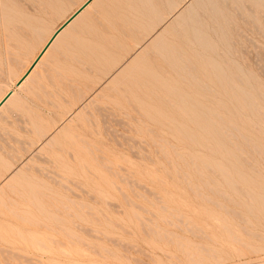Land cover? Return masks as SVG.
Returning <instances> with one entry per match:
<instances>
[{"label":"rangeland","instance_id":"obj_1","mask_svg":"<svg viewBox=\"0 0 264 264\" xmlns=\"http://www.w3.org/2000/svg\"><path fill=\"white\" fill-rule=\"evenodd\" d=\"M25 1L0 2V98L85 0ZM197 1L105 0L1 108L0 264H264V0Z\"/></svg>","mask_w":264,"mask_h":264},{"label":"bare ground","instance_id":"obj_2","mask_svg":"<svg viewBox=\"0 0 264 264\" xmlns=\"http://www.w3.org/2000/svg\"><path fill=\"white\" fill-rule=\"evenodd\" d=\"M2 1H3V0H2ZM4 1H5V0H4ZM8 1L10 2V0H8ZM27 1H28V0H27ZM27 1H25V3H26ZM36 1H37V0H36ZM39 1H40V0H39ZM86 1H87V0H85L81 5H83ZM104 1H105V0H91V1H90V2H89V3H88V4H87V5H86V6H85V7H84V8H83V9H82V10H81L76 16H75V17H73V18H72V19H71V20H70V21H69V22H68V23H67V24H66V25L60 30V31H58V32L56 33L57 29L59 28V27H57V28H56V29H55V30H54V31L48 36L47 40H46V41H43L44 44L42 43L43 46H42L41 50H40L39 53L33 58V61L29 64V66L26 68V70L22 73V75L19 77L18 81H16V83L14 84V87L9 88V89L5 92V94H2L3 96H1V98H0V110H1V108H4V106H6L7 104H8V106H9L10 101L12 100L13 95H14L15 92H16V89L24 88V87L26 86V84L29 85V82H30L31 80L33 81V79H34V77H35V74L39 72V68H40V67H44V65H47L46 62H47L48 58L51 57V56H49V54H51V53L54 54V53L51 52V51H53V50L56 51V49L58 50V48H60V45H61L62 43L65 42V39L67 38V36H69V35L71 34L72 31L77 30V27H79V25H81V24L83 23V19H84L86 16L92 14V12H94L95 10L97 11L98 8H99V7L97 8V6H98V5H101ZM191 1H192V0H191ZM199 1H200V2H199ZM206 1H207V0H206ZM221 1H222V0H221ZM229 1H230V0H229ZM239 1H240V0H239ZM0 2H1V0H0ZM19 2H20V0H19ZM28 2H29V1H28ZM48 2H49V0H48ZM55 2H56V1H55ZM55 2H54V3H55ZM70 2H71V1H70ZM73 2H74V1H73ZM197 2L202 3L201 0H198ZM230 2H231V1H230ZM232 2H233V1H232ZM35 3H36V2H35ZM37 3H38V2H37ZM40 3H41V2H40ZM40 3H39V4H40ZM57 3H58V2H57ZM57 3H56V4H57ZM107 3L110 4V2H107ZM138 3H139V2H138ZM148 3H149V2H148ZM188 3H189V2H188ZM188 3H187V7H185V9L182 8V9H180L179 11L177 10V16H178V18H177V16H176L177 19L186 17V21H188V20H187V17H189V18H193V16H194L195 13H196V12L194 13L195 6L192 5V4H188ZM199 3H198V4H199ZM221 3H222V2H221ZM227 3H228V2H227ZM0 4H1V3H0ZM26 4H27V3H26ZM32 4H33V3H32ZM42 4H43V3H42ZM45 4H46V2H45ZM194 4H195V2H194ZM198 4H197V5H198ZM228 4H229V3H228ZM7 5H8V4H7ZM9 5H10V4H9ZM81 5H80V6H81ZM128 5H129V4H128ZM185 5H186V4H185ZM214 5H215V4H214ZM1 6H3V5H1ZM1 6H0V7H1ZM5 6H6V5H5ZM5 6H3V7H5ZM28 6H29V5H28ZM34 6H36V5H34ZM37 6H38V5H37ZM37 6H36V7H37ZM39 6H40V5H39ZM39 6H38V7H39ZM45 6L49 7L48 4L45 5ZM56 6H57V5H56ZM80 6H79V7H80ZM104 6H105V5H103L102 8L105 9ZM200 6L202 7L203 5H200ZM211 6H212V4H211ZM215 6H216V5H215ZM221 6H222V5H220V8H221ZM225 6H226V5H225ZM228 6H229V5H228ZM233 6H234V5H233ZM9 7H12V6H9ZM36 7H35V8H36ZM43 7H44V6H43ZM59 7H60V6H59ZM79 7H78V8H79ZM201 7H199V8H201ZM222 7H224V6H222ZM234 7H235V6H234ZM248 7H249V6H248ZM7 8H8V7H7ZM12 8H13V7H12ZM14 8H15V7H14ZM18 8H19V7H18ZM18 8H17V9L15 8L14 11H15V10L18 11ZM49 8H50V7H49ZM54 8H55V7H54ZM57 8H58V6H57ZM78 8H77V9H78ZM96 8H97V9H96ZM102 8H101V9H102ZM132 8H134V4H133ZM135 8H136V7H135ZM196 8H198V7H196ZM202 8H204V7H202ZM225 8H226V7H225ZM235 8H236V7H235ZM51 9H52V7H51ZM51 9H50V10H51ZM77 9H76V10H77ZM237 9H238V8H237ZM3 10L6 11L5 13H7V11H8V9H7V10L3 9ZM19 10L23 11V9H19ZM40 10H41V8H40ZM40 10H39V11H40ZM76 10H75V11H76ZM132 10H133V9H132ZM205 10H206V9H205ZM208 10H209V9H208ZM211 10H212V9H211ZM211 10H210V11H206V12H207L206 15H204V13H203V15H202L201 13H199V14H201L202 16H208L207 14H208V12H211ZM223 10H224V9H223ZM9 11H10V10H9ZM25 11H26V10H25ZM41 11H42V10H41ZM43 11H44L43 13H46L45 8H44ZM75 11H74V12H75ZM136 11H137V9H136ZM146 11H147V9H146ZM174 11H175V9H174ZM197 11H198V12H202L201 10H200V11L197 10ZM217 11H218V10H217ZM237 11H238V10H237ZM0 12H1V11H0ZM10 12H11V11H10ZM26 12H27V11H26ZM37 12H38V10L36 11V13H37ZM59 12H60V11H59ZM74 12H73V13H74ZM100 12H101V11H100ZM100 12H99V14H100ZM129 12H131V10H130ZM134 12H135V11H134ZM148 12H149V10H148ZM150 12H151V11H150ZM158 12H159V11H158ZM220 12H221V10H220ZM5 13H4V12L2 13V17L4 16ZM8 13H9V12H8ZM13 13H15V15H18V14H16L17 12H13ZM27 13H28V12H27ZM38 13H39V12H38ZM38 13H37V14H38ZM41 13H42V12H40V14H41ZM73 13H71V14H70V15L64 20V22H65V21H66V20H67V19H68ZM97 13H98V11H97ZM146 13H147V12H146ZM175 13H176V12H175ZM211 13H212V15H215L214 11L211 12ZM213 13H214V14H213ZM221 13H222V12H221ZM9 14H10V13H9ZM9 14H8V15H9ZM93 14H94V13H93ZM99 14H98V15H99ZM136 14H137V12H136ZM151 14H152V13H151ZM160 14L162 15V13H160ZM239 14L241 15L240 12H239ZM13 15H14V14H13ZM13 15H11V16H13ZM94 15H95V14H94ZM94 15H93V16H94ZM130 15H131V14H130ZM157 15H158V13H157ZM175 15H176V14H175ZM201 15H200V16H201ZM217 15H218V14H217ZM217 15H216V16H217ZM225 15H226V14H225ZM0 16H1V15H0ZM6 16H7V14H6ZM36 16H37V15H36ZM202 16H201V17H202ZM210 16H211V15H209L208 17H210ZM2 17H1V19H2ZM13 17H14V16H13ZM90 17H92V16H90ZM155 17H156V16H155ZM158 17H159V16H158ZM163 17H165V16H163ZM163 17H162V18H163ZM208 17H206V18H208ZM3 18H4V17H3ZM7 18H8V17H5L4 20H7ZM9 18H10V17H9ZM14 18H16V16H15ZM159 18H160V17H159ZM159 18H158V19H159ZM189 18H188V19H189ZM194 18H195V17H194ZM196 18H199V15H198V17L196 16ZM196 18H195V19H196ZM204 18H205V17H204ZM210 18H211V17H210ZM227 18H228V15H227ZM92 19H93V18H92ZM95 19H96V16H95ZM160 19H161V18H160ZM195 19H194V27H195L196 25H199V24H196V23H195L196 20H197V19H196V20H195ZM212 19H213V18H212ZM2 20H3V19H2ZM10 20L12 21L13 19L10 18ZM161 20H163V19H161ZM165 20H166V19H165ZM172 20H173V17H172ZM180 20H181V19H180ZM191 20H193V19H191ZM191 20H190V21H191ZM218 20H220V18H218ZM7 21H9V19H8ZM14 21H15V20H13V22H14ZM170 21H171V20H170ZM174 21H175V20H174ZM174 21H172V22H174ZM177 21H179V20H177ZM197 21L200 22V21H202V20H197ZM204 21H205V20H204ZM206 21L208 22L209 20L207 19ZM206 21H205L204 23H206ZM222 21H223V19L221 20V22H222ZM13 22H12V23H13ZM24 22H26V20H25ZM28 22H29V21H28ZM36 22H37V21H36ZM39 22H40V21H39ZM39 22H38V23H39ZM64 22H63V23H64ZM157 22H158V20H157ZM159 22H160V20H159ZM159 22H158V23H159ZM163 22H165V21L163 20ZM175 22H176V21H175ZM175 22H174V23H175ZM179 22H180V24L182 23L181 21H179ZM191 22H193V21H191ZM191 22H190V23H191ZM218 22H219V21H218ZM221 22H220V23H221ZM226 22L228 23V21H226ZM1 23H3V22H1ZM5 23H6V22H5ZM20 23H21V22H20ZM63 23H62V24H63ZM99 23H100V22H99ZM165 23H166V22H165ZM165 23H164V24H165ZM169 23H170V22H169ZM169 23H168V25H165V26H169ZM183 23H185V21H184ZM183 23H182V24H183ZM188 23H189V22H188ZM188 23H187V24H188ZM190 23H189L188 25H190ZM201 23L203 24V22H201ZM201 23H200V24H201ZM212 23L214 24L213 21H212ZM222 23H223V22H222ZM224 23H225V21H224ZM224 23H223V25H224ZM6 24H7V23H6ZM18 24H19V23L17 22V25H18ZM159 24H160V23H159ZM166 24H167V23H166ZM170 24H172V23H170ZM182 24H181V26H182ZM209 24H210V22H209ZM209 24H208V25H209ZM229 24H230V23H229ZM8 25H9V23H8ZM10 25H11V23H10ZM10 25H9V28H10L11 26H13L14 23H13V25H11V26H10ZM22 25H23V24H22ZM22 25H21V26H22ZM177 25H179V24H177ZM188 25H187V26H188ZM214 25H215V24H214ZM0 26H3V24L0 25ZM14 26H15V25H14ZM18 26H19V25H18ZM37 26H38V25H37ZM171 26H172V25H171ZM174 26H175L176 29H177L178 26H176V25H174ZM183 26H184V25H183ZM183 26H182V27H183ZM192 26H193V25H192ZM199 26H200V25H199ZM202 26L204 27L205 25H201V27H202ZM212 26H213V25H212ZM226 26H227V25H226ZM226 26H225V28H228L229 25H228L227 27H226ZM6 27H7V26H6ZM6 27H5V26H4V27H1V29H2V28H6ZM16 27H17V26H16ZM19 27H20V26H19ZM19 27H18V28H19ZM144 27H145V26H144ZM151 27H152V26H151ZM154 27H156V26H154ZM169 27H170V26H169ZM169 27H168V28H169ZM196 27H197V26H196ZM205 27H206V26H205ZM223 27H224V26H223ZM230 27H231V26H230ZM11 28H12V27H11ZM23 28H25V25L23 26ZM163 28H164V27H163ZM172 28H173V27H172ZM184 28H186V25H185ZM187 28L189 29L190 27H187ZM187 28H186V31L188 30ZM217 28H218V27H217ZM12 29H13V28H12ZM32 29H33V28H32ZM150 29H151V28H150ZM165 29H166V28H165ZM174 29H175V28H174ZM180 29H181V28H180ZM182 29H183V28H182ZM182 29H181V30H182ZM200 29H202V28H200ZM203 29H204V28H203ZM203 29H202V30H203ZM207 29H208V28H207ZM214 29L216 30V28H214ZM220 29H221V27H220ZM232 29H233V28H232ZM4 30H5V32H6V29H4ZM4 30H2V31H4ZM8 30H9V29H8ZM8 30H7V31H8ZM16 30H17V29H16ZM18 30H19V29H18ZM35 30H37V29H34L33 31H35ZM181 30H180V31H181ZM197 30H199V29H197ZM212 30H213V29H212ZM212 30H211V31H212ZM222 30H224V29H222ZM227 30H229V28H228ZM0 31H1V30H0ZM2 31H1V32H2ZM21 31H22V30H21ZM27 31H30V30H27ZM122 31H123V30H122ZM146 31H148V30H146ZM168 31H169V29H168ZM170 31H172V29H171ZM178 31H179V30H178ZM189 31H191V28H190ZM195 31H196V30H195ZM211 31H209V33H207V35H208V34H209V35L211 34V36H212V34H213L212 32H213L214 30H213L212 32H211ZM217 31H219V30L217 29ZM220 31H221V30H220ZM224 31H225V30H224ZM1 32H0V33H1ZM5 32H4L3 34H5ZM10 32H11V31H10ZM15 32H16V31H15ZM18 32H19V31H18ZM31 32H32V31H31ZM37 32H38V30H37ZM140 32H141V31H140ZM142 32H143V29H142ZM148 32H149V31H148ZM152 32L154 33V30H153V29H152ZM157 32H158V31H157ZM162 32H164V31H162ZM204 32H206V31H204ZM207 32H208V31H207ZM221 32H222V31H221ZM221 32H220V33H221ZM8 33H9V32H8ZM25 33H26V32H25ZM29 33H30V32H29ZM33 33H34V32H33ZM38 33L42 34L41 32H38ZM76 33H78V32H76ZM174 33H175V32L173 31V34H174ZM180 33H181V32H179V35H184L183 33H182V34H180ZM187 33H188V32H187ZM199 33H200V31H199ZM202 33H203V32H202ZM220 33H218V34H220ZM226 33H227V32H226ZM12 34H14V32H12L11 35H12ZM74 34H75V33H74ZM143 34H144V33H143ZM150 34H152V33L150 32ZM159 34H160V33H159ZM163 34H164V33H163ZM166 34H167V33H165V35H166ZM205 34H206V33H205ZM223 34H224V33H222L221 35H223ZM227 34H228V33H227ZM227 34H226V35H227ZM9 35H10V34H9ZM18 35H19V34H18ZM43 35H44V34H43ZM45 35H46V37H47V34H45ZM45 35H44V36H45ZM144 35H145V34H144ZM155 35H157V33H156ZM155 35H154V36H155ZM165 35H164V36H165ZM169 35H171V34H169ZM194 35H196V34H194ZM207 35L205 36V37L207 38V40H211L212 37H211V36H207ZM214 35H215V34H214ZM226 35H224V36H226ZM6 36H7V32H6ZM14 36H16V35L14 34L13 37H14ZM38 36H39V35H37V37H38ZM41 36H42V35H41ZM41 36H39V37L41 38ZM150 36H151V35H150ZM157 36H159V35H157ZM166 36H167V35H166ZM186 36H187V35H186ZM186 36H185V37H186ZM190 36H191V34H190ZM190 36H188V37H190ZM203 36H204V35H203ZM218 36H220V35H217V36H215V37H218ZM224 36H223V37H224ZM11 37H12V36H11ZM11 37H10V38H11ZM13 37H12L11 39H13ZM16 37H17V36H16ZM16 37H15L13 40L17 39L19 36H18L17 38H16ZM35 37H36V36H35ZM155 37H156V36H155ZM170 37H171V36H170ZM180 37H181V36H179V37H177V38H180ZM201 37H202V36H201ZM208 37H209V39H208ZM210 37H211V38H210ZM42 38H44V37H42ZM145 38H146V37H145ZM145 38H144V40H145ZM152 38H153V35H152ZM158 38H159V37H158ZM161 38H162V37H161ZM165 38H167V37H165ZM195 38H196V37H195ZM220 38H222V36H221ZM225 38H226V37H225ZM227 38H228V37H227ZM227 38H226V42H227L228 39H229V38H228V39H227ZM38 39H39V38H38ZM141 39H142V38H141ZM159 39H160V38H159ZM163 39H164V38H163ZM168 39H169V38H168ZM168 39H167V40H168ZM170 39H171V38H170ZM173 39H174V38H173ZM173 39L168 40V42H167L166 40H161V39H160V40L162 41V42H160V43L163 45V41H166L165 43H168V44H169V43H170L169 41L174 42V41H172ZM180 39H181V38H180ZM184 39H185V38H184ZM186 39H187V38H186ZM190 39L194 41V39H193L192 37H190ZM212 39H213V38H212ZM13 40H12V41H13ZM42 40H44V39H42ZM149 40H150V39H148V41H149ZM152 40H153V39H152ZM160 40H159V41H160ZM174 40H176V39H174ZM213 40H215V39H213ZM8 41H9V40H8ZM10 41H11V40H10ZM39 41H41V39H39ZM177 41H178V39H177ZM177 41L175 42V44L177 43ZM180 41H181V40H180ZM183 41H184V40H183ZM185 41H186V40H185ZM193 41H191V42H193ZM220 41H221V39H220ZM188 42H189V41H188ZM201 42H204V41H202V39H201ZM205 42H206V41H205ZM143 43H144V42H143ZM143 43H142V44H143ZM158 43H159V42H158ZM178 43H179V42H178ZM182 43H183V42H182ZM193 43L196 44V42H193ZM220 43H223V42L221 41ZM228 43H229V42H228ZM11 44H12V43H11ZM13 44H14V43H13ZM15 44H16V43H15ZM133 44H134V43H133ZM146 44H147V43H146ZM149 44H150V43H149ZM149 44H147V46H148ZM168 44H166V46H168ZM184 44H185V42H184ZM186 44H187V42H186ZM215 44H216V43H215ZM215 44H214V46H215ZM224 44H225V43H224ZM154 45H155V44H154ZM169 45H170V44H169ZM180 45H181V44H180ZM196 45H197V44H196ZM196 45H195V48L197 47ZM203 45H205V44H203ZM211 45H212V44H211ZM12 46H13V45H12ZM14 46H15V45H14ZM63 46H66V45H65V44L63 45V44H62L61 47L63 48ZM139 46H140V45H139ZM144 46H145V45H144ZM155 46H156V45H155ZM164 46H165V45H164ZM172 46H173V44H172ZM184 46H185V45H184ZM187 46L189 47V46H191V45L188 44ZM192 46H193V45H192ZM198 46H199V45H198ZM205 46H207V45H205ZM15 47H16V46H15ZM135 47H136V46H135ZM137 47H138V46H137ZM169 47H171V46H168L167 48H169ZM177 47H178V45H177ZM208 47H211V46H208ZM216 47H217V46H216ZM216 47H214V48H216ZM10 48L12 49V47H10ZM144 48H145V47H144ZM144 48L142 47L143 50H145ZM162 48H164V47L162 46ZM178 48H179V47H178ZM180 48H181V47H180ZM189 48H192V47H189ZM193 48H194V47H193ZM193 48H192V49H193ZM197 48H198V47H197ZM199 48L202 49L201 47H199ZM199 48H198V49H199ZM138 49H139V48H138ZM142 49H140V50H142ZM147 49H148V48H146V50H147ZM150 49H151V48H150ZM154 49H155V48H154ZM171 49H172V48H171ZM186 49H187V47H186ZM200 49H199V50H200ZM207 49H211V48H207ZM207 49H205V51L203 50V52H206ZM216 49H217V48H216ZM140 50H139V51H140ZM151 50H153V49H151ZM155 50H156V49H155ZM155 50H154V51H155ZM174 50H176V49H174ZM174 50L172 49V51H174ZM187 50H188V49H187ZM196 50H197V49H196ZM211 50H213V48H212ZM214 50H215V49H214ZM156 51H157V50H156ZM156 51H155V52H156ZM164 51L166 52V51H168V50L165 49ZM192 51H193V50H192ZM197 51H198V50H197ZM200 51H201V50H200ZM50 52H51V53H50ZM59 52H60V51H59ZM136 52H137V51H136ZM143 52H144V51H143ZM176 52H177V51H176ZM180 52L182 53L181 50H180ZM190 52H191V49H190ZM190 52H189V53H190ZM203 52H202V53H203ZM209 52H211V51H208V54L211 55L212 53L210 54ZM55 53H56V52H55ZM145 53H146V51H145ZM145 53H144V54H145ZM147 53H148V52H147ZM152 53H153V52H152ZM161 53H162V52H161ZM172 53H175V52H172ZM184 53H185V52H184ZM198 53H199V52H198ZM214 53H215V52H214ZM52 54H51V55H52ZM140 54H141V53H140ZM166 54H167V52H166ZM166 54H165V55H166ZM193 54H194V51H193V53H192V56H193ZM132 55H133V54H132ZM132 55H131V56H132ZM145 55H146V54H145ZM145 55H144V56H145ZM170 55L172 56L173 54H170ZM179 55H180V53H179ZM195 55H197V54H196V51H195L194 56H195ZM201 55H202V54H201ZM201 55H200V56H201ZM144 56H143V57H144ZM148 56H149V55H148ZM159 56H160V55H159ZM171 56H170V57H171ZM185 56H186V55H185ZM192 56L190 55V57H192ZM194 56H193V57H194ZM203 56H204V55H203ZM205 56H206V55H205ZM205 56H204V58H205ZM160 57H161V58H164V57H162V56H160ZM166 57H167V56H166ZM166 57H165V58H166ZM172 57H173V56H172ZM183 57H184V55H183ZM186 57H187V56H186ZM196 57H197V56H196ZM212 57H213V55H212ZM129 58H131V57H129ZM133 58H135V56H133ZM152 58H153V57H152ZM175 58L177 59V57H175ZM175 58H172V61L175 60ZM188 58H189V57H188ZM197 58H199V57H197ZM197 58H196V59H197ZM51 59H52V58H51ZM51 59H50V60H51ZM131 59H132V58H131ZM142 59H143V58H141V60H142ZM184 59H185V58H184ZM184 59H183V60H184ZM199 59H200V58H199ZM199 59H198V60H199ZM128 60H129V59H128ZM144 60H145V59H144ZM146 60H147V59H146ZM180 60H181V59H180ZM185 60H187V59H185ZM189 60H190V59H189ZM17 61H18V60H17ZM162 61H163V60H161V62H162ZM164 61H165V60H164ZM177 61H178V60H177ZM177 61H176V62H177ZM201 61H202V59H201ZM204 61H205V60H204ZM48 62H49V61H48ZM129 62H130V61H129ZM147 62H148V61H147ZM147 62H146V63H147ZM173 62H174V64L176 63L175 61H173ZM173 62H172V63H173ZM184 62H185V61H184ZM199 62H200V61H199ZM118 63H119V62H118ZM124 63H125V62H124ZM124 63H123V65H124ZM127 63H128V62H127ZM164 63H165V62H164ZM166 63H167V61H166ZM166 63H165V64H166ZM178 63H179V62H178ZM188 63H189V62H188ZM210 63H212V62H210ZM150 64H151V63H150ZM160 64H162V63H160ZM170 64H171V63H170ZM182 64H183V63H182ZM182 64H181V65H182ZM190 64H191V62L189 63V65H190ZM121 65H122V64H121ZM125 65H126V63H125ZM125 65H124V66H125ZM48 66H49V65H48ZM138 66H139V65H138ZM161 66H162V65H161ZM169 66H170V65H169ZM174 66H176V65H174ZM207 66H208V65H207ZM213 66H214V65H213ZM120 67H121V66H120ZM127 67H128V66H127ZM176 67H177V66H176ZM181 67H182V66H181ZM183 67H184V66H183ZM183 67H182V68H183ZM186 67H188V66L186 65ZM210 67H212V66H210ZM210 67H209V68H210ZM118 68H119V67H118ZM217 68H218V67H217ZM120 69H121V68H119V70H120ZM129 69H130V68H129ZM178 69H179V68H178ZM123 70H125V69L123 68ZM130 70L132 71L133 69H130ZM156 70H157V69H156ZM179 70H181V69H179ZM210 70H211V69H210ZM210 70H209V71H210ZM219 70H220V69H219ZM126 71H127V70H126ZM213 71H214V69H213ZM116 72H117V71H116ZM211 72H212V71H211ZM124 73H126V74H124ZM127 73H129V72H123L122 74H124L125 76H127ZM133 73H134V72H133ZM115 74H117V73H115ZM129 74H131V73H129ZM137 74H138V73H137ZM140 74H141V73H140ZM114 76H115V75H114ZM122 76H123V75H122ZM125 76H124V77H125ZM128 76H129V75H128ZM164 76H165V75H164ZM221 76H222V75H221ZM124 77H122V79H124ZM131 77H132V76L130 75V78H131ZM224 77H226L225 74H224ZM112 78H113V77H112ZM115 78H116V76H115ZM115 78H114V79H115ZM220 78H221V77H220ZM238 78H239V77H237V79H238ZM133 79H135V78H133ZM112 80H113V79H112ZM112 80H111L109 86H111ZM131 80H132V79H131ZM139 80H140V78H139ZM160 80H161V79H160ZM164 80H165V79H164ZM216 80H217V79H216ZM238 80H241V79L239 78ZM126 81H127V80L125 79V82H126ZM132 81H135V80H132ZM136 81H137V83H138V80H136ZM143 81H144V80H143ZM222 81H223V80H222ZM224 81H225V80H224ZM257 81H258V80H257ZM114 82H115V81H114ZM147 82H148V81H147ZM147 82H146V84H147ZM127 83L130 84L129 81H128ZM139 83H140V82H139ZM144 83H145V82H144ZM169 83H170V82H169ZM173 83H174V82H173ZM112 84H113V83H112ZM174 84H175V83H174ZM241 84H242V83H241ZM30 85H31V84H30ZM30 85H29V86H30ZM113 85H114V84H113ZM133 85H134V87L136 86L135 84H133ZM139 85H140V84H139ZM142 85H143V82H142ZM150 85H151V84H149V87H150ZM106 86H108V85H106ZM106 86H105V87H106ZM140 86H141V85H140ZM111 87H112V86H111ZM137 87H138V86H137ZM142 87H143V86H142ZM142 87H141V88H142ZM144 87H145V86H144ZM144 87L142 88V91H144V90H143V89H145ZM146 87H148V86H146ZM149 87H148V88H149ZM160 87H161V86H160ZM229 87H230V86H229ZM231 87H233V85H232ZM231 87H230V88H231ZM106 88H107V87H106ZM109 88H110V87H109ZM113 88L116 90L115 87H113ZM119 88H120V87H119ZM153 88H155V87H153ZM153 88H152V85H151V89H153ZM164 88H165V87H164ZM238 88H239V87H238ZM104 89H105V88H104ZM140 90H141V89H140ZM147 90H148V89H147ZM155 90H156V89H155ZM167 90H170V89L167 88ZM233 90H235V88H233ZM117 91L119 92V90H117ZM117 91H116V92H117ZM120 91H125V90H124V89H120ZM142 91H141V93H143ZM160 91H162V90H159V92H160ZM164 91H165V90H164ZM164 91H163V92H164ZM176 91H177V90H176ZM176 91H175V92H176ZM230 91H231V90H230ZM145 92H146V91H145ZM147 92H149V91H147ZM163 92H162V93H163ZM167 92L169 93V91H167ZM173 92H174V90H173ZM236 92H237V91H236ZM125 93H126V92H125ZM150 93H151V91H150ZM177 93H178V92H177ZM97 94H99V93H97ZM100 94H101V93H100ZM100 94H99V96H100ZM151 94L155 95L153 92H152ZM239 94H240V93H239ZM120 95H122V93H121ZM123 95H124V94H123ZM123 95H122V97L126 96V95H124V96H123ZM144 95H145V94H144ZM175 95H177V94L175 93ZM180 95H181V94H180ZM182 95H183V94H182ZM182 95H181L180 98L184 97V96H182ZM231 96L234 97V95H231ZM239 96L241 97V95H239ZM95 97H96V96H95ZM95 97H94V98H95ZM97 97H98V96H97ZM127 97H129V94H128ZM174 97H175V96H174ZM178 97H179V96H177L176 98H177V99H180V98H178ZM129 98H131V97H129ZM126 99H127V98L124 97V100H126ZM94 100H95V99H94ZM129 100H131V99H129ZM132 100H133V99H132ZM12 101H13V100H12ZM12 101H11V103L14 105V103H13L14 101H13V102H12ZM97 101H98V100H97ZM116 101H117V100H116ZM181 101H183V99H182ZM102 102H103V101H102ZM252 102H254V101H252ZM92 103H94V101H93ZM99 103H100V102H99ZM104 103H107V102H104ZM108 103H109V102H108ZM115 103H117V102H115ZM121 103H122V102H121ZM121 103L118 102V104H120V105H121ZM129 103L131 104V102H129ZM129 103H128V104H129ZM254 103H255V102H254ZM254 103H253V104H254ZM118 104H117V107L120 108L121 106H120V105L118 106ZM248 104H249V103H247L246 105H248ZM83 105H85V104H83ZM87 105H88V102H87ZM106 105H108V104H106ZM111 105H112V102H111ZM111 105H110V107H112ZM8 106H7V107H8ZM91 106H92V105H91ZM97 106H98V105H97ZM97 106H95V107H97ZM114 106H116V105L114 104ZM193 106H194V105H193ZM254 106H256V104H255ZM101 107H102V106L97 107V108H99V110L97 109L99 112H101L100 110L103 109V108H101ZM110 107H109V110H110ZM122 107H123V106H122ZM133 107L136 108L135 106H133ZM246 107H247V106H246ZM246 107H245V108H246ZM100 108H101V109H100ZM105 108H106V107H105ZM112 108H113V107H112ZM123 108H124V107H123ZM123 108H122V109H123ZM192 108H193V107H192ZM207 108H208V107H207ZM207 108H206V109H207ZM87 109H88V108H87ZM193 109L195 110V108H193ZM204 109H205V108H204ZM107 110H108V109H107ZM112 110H113V109H112ZM116 110H117V109H116ZM116 110H115V111H116ZM135 110H136V109H135ZM196 110H197V109H196ZM208 110H209V108H208ZM210 110H211V109H210ZM250 110H251V109H250ZM258 110H259V109H258ZM261 110H262V109H261ZM104 111H105V110H104ZM115 111H114V112H115ZM118 111H119V109H118ZM118 111H117V114H118ZM122 111H123V110H122ZM253 111H254V110H253ZM108 112H109V111H108ZM125 112H126V110H124V113H125ZM192 112H193V111H192ZM194 112H195V111H194ZM196 112H197V111H196ZM206 112H207V111H206ZM208 112H209V111H208ZM210 112H211V111H210ZM257 112H258V111H257ZM259 112H261V111H259ZM263 112H264V111L262 110V113H263ZM0 113H1V111H0ZM111 113H112V112H111ZM119 113H120V112H119ZM231 113H232V112H231ZM254 113H256V112H254ZM262 113H261V114L259 113V114L262 115ZM103 114H106V113H103ZM103 114H102V115H103ZM120 114H121V113H120ZM125 114H126V113H125ZM243 114H244V113H243ZM100 115H101V113H100ZM113 115H114V113H113ZM257 115H258V114H257ZM108 116H109V115H106V117H105V115H103V117H104L103 119L106 120V118H107ZM116 116H117V115H116ZM263 116H264V115H263ZM229 117H230V116H229ZM111 118H112V115H111ZM89 119L91 120V118H89ZM103 119H101V120H103ZM134 119H135V118H134ZM119 120H120V119H119ZM112 121H113V120H112ZM136 121H137V120H136ZM233 121H234V120H233ZM70 122H71V121H70ZM115 122H117V121L115 120ZM103 125H104V121H103ZM150 125H151V124H150ZM104 126H105V125H104ZM151 126H152V125H151ZM106 127H107V126H106ZM199 127H200V126H199ZM234 127H235V126H234ZM107 128H108V127H107ZM107 128H106V129H107ZM109 128H110V127H109ZM235 128H236V127H235ZM112 129H113V128H112ZM149 129H150V128H149ZM149 129H148V130H149ZM107 130H108V129H107ZM110 131H111V130H110ZM151 131H152V130H151ZM236 131H237V130H236ZM105 132H106V131H105ZM155 132H156V131H155ZM238 132H239V131H238ZM239 133H240V132H239ZM260 133H261V132H260ZM232 135H233V134H232ZM239 135H240V134H239ZM207 137H208V136H207ZM210 137H211V136H210ZM214 137H215V136H214ZM241 137H242V135H241ZM79 138H80V140H81L83 137H82V138L79 137ZM79 138H78V139H79ZM208 138H209V137H208ZM211 138H212V137H211ZM84 139H85V138H84ZM244 139H245V138H244ZM49 140H51V138H50ZM49 140H48V141H49ZM85 140H86V139H85ZM246 140H247V139H246ZM48 141H47V142H48ZM87 141H88V140H87ZM247 142H248V141H247ZM49 143H50V142H49ZM81 143H82V142H81ZM81 143H79V144H81ZM165 143H166V141H165ZM168 143H169V142H168ZM82 144H83V143H82ZM82 144H81V145H82ZM88 144H89V142H88ZM90 144H92V143H90ZM216 144H218V143H216ZM247 144H248V143H247ZM159 145H160V144H159ZM87 146H88V145H87ZM93 146H94V144H93ZM170 146H171V145H170ZM95 147H96V146H95ZM172 147H174V146H172ZM83 148H84V147H83ZM88 148H90V147L88 146ZM256 148H258V147H256ZM85 149H86V148H85ZM232 149H233V148H232ZM254 149H255V148H254ZM91 150H92V149H91ZM235 150H236V149H235ZM250 150H251V149H250ZM256 150H258V149H256ZM260 150H261V149H260ZM260 150H259V152H260ZM240 151H241V150H240ZM240 151H239V152H240ZM257 152H258V151H257ZM177 154H179V153H177ZM181 154H182V153H181ZM181 154H180V155H181ZM261 154H262V153H261ZM69 155H70V154H69ZM222 155H223V154H222ZM262 155H263V154H262ZM71 157H72V156H71ZM182 157H183V156H182ZM251 158H252V157H251ZM218 159H219V158H218ZM240 159H241V158H240ZM192 160H193V159H192ZM246 160H247V159H246ZM246 160H245V161H246ZM254 160H255V159H254ZM247 162H248V161H247ZM193 163H194V161H193ZM248 163H249V162H248ZM249 164H251V163H249ZM257 165H258V164H257ZM249 166L252 167V165H249ZM106 167H107V166H106ZM203 167H204V166H203ZM207 167H208V166H207ZM220 167H221V166H220ZM253 167H254V165H253ZM208 168H210V167H208ZM222 168H223V167H222ZM254 168H255V167H254ZM210 170H211V169H210ZM253 170H254V169H253ZM211 171H213V170H211ZM221 171H222V170H221ZM262 171H263V170H262ZM53 173L57 174L56 172H53ZM55 174H53V175H55ZM240 174H241V173H240ZM51 176H52V175H51ZM56 176L58 177L59 175L57 174ZM220 176H221V175H220ZM49 177H50V176H49ZM60 177H61V176H60ZM225 177H226V176H225ZM50 178H51V177H50ZM229 178H230V177H229ZM54 179L56 180V178H54ZM245 179H246V178H245ZM165 181H166V180H165ZM214 181H215V180H214ZM56 182H57V181H56ZM207 182H208V181H207ZM227 182H229V181H227ZM256 182H257V181H256ZM256 182H255V183H256ZM214 183H216V181H215ZM231 183L233 184V182H231ZM240 183H241V182H240ZM253 184H254V181H253ZM257 184H258V182H257ZM32 185H33V187H34L35 184H32ZM212 185H213V184H212ZM233 185H234V184H233ZM219 186H220V185H219ZM31 187H32V186H31ZM215 187H216V186H215ZM215 187L213 186L212 188H215ZM237 187H238V186H236V187H234V188H237ZM255 187L258 188V185H256ZM35 188H37L36 185H35ZM35 188H34V189H35ZM144 188H145V187H144ZM216 188L218 189V185H217ZM230 188H231V186H230ZM238 188H240L241 191H242L243 193L246 192V191L244 192V190H243L242 187H238ZM238 188H237V191L240 190V189H238ZM260 188H261V187H260ZM146 189H147V188H146ZM209 189H211V188H209ZM245 189H247V188H245ZM254 189H255V188H254ZM258 189H259V188H258ZM261 189H262V188H261ZM29 190L32 191L33 188H32V189L30 188ZM37 190H38V189H37ZM37 190H35V191H37ZM247 190H248V189H247ZM259 190H260V189H259ZM262 190H263V189H262ZM19 191H21V190H19ZM41 191H42V190H41ZM44 191H46V190H44ZM211 191H212V190H211ZM219 191H220V188H219ZM221 191H222V187H221ZM235 191H236V190H235ZM248 191H251V190H248ZM256 191H257V189H256ZM21 192H22V191H21ZM39 192H40V191H39ZM146 192H148V191H146ZM223 192H224V191H223ZM238 192H239V191H238ZM19 193H20V192H19ZM24 193H25V191H24ZM40 193H41V192H40ZM148 193H150V192H148ZM157 193H158V192H157ZM212 193H213V192H212ZM151 194H152V193H151ZM154 194H155V193H154ZM154 194H153V196H154ZM158 194H159V193H158ZM219 194H220V193H218V195H219ZM224 194H225V192H224ZM226 194H227V193H226ZM239 194L241 195L242 193H239ZM246 194H247V193H246ZM246 194H245V195H246ZM34 195H35V193H34ZM40 195H41V194H40ZM42 195H43V193H42ZM44 195L47 196V194H44ZM149 195H150V194H149ZM221 195H222V194H220V196H221ZM227 195H228V194H227ZM248 195H249V193L247 194V196H248ZM46 196H45V197H46ZM137 196H138V195H137ZM142 196H143V195H142ZM228 196H229V195H228ZM243 196H244V195H243ZM249 196L252 197V195H249ZM257 196H258V195H257ZM154 197H156V196H154ZM221 197H222V196H221ZM223 197H224V196H223ZM225 197H226V195H225ZM244 197H246V196H244ZM260 197H261V196H260ZM39 198H40V197H39ZM229 198H230V196H229ZM261 198H262V197H261ZM156 199H157V198H156ZM223 199H225V198H223ZM227 199H228V198H226L225 200H227ZM252 199H253V197H252ZM258 199H259V198H258ZM263 199H264V198H263ZM233 200H234V199H233ZM152 201H153V200H152ZM218 201H219V200H218ZM252 201H253V200H252ZM259 201H261V200L259 199ZM14 202H15V201H14ZM159 202H160V201H159ZM225 202H226V201H225ZM234 202L237 203V205H238V202H236V200H235ZM253 202H254V201H253ZM133 203H134V202H133ZM212 203H213V202H212ZM11 204H12V203H11ZM13 204H14V203H13ZM215 204H217V203H215ZM250 204H251V203H250ZM135 205L137 206V204H135ZM252 205H253V204H252ZM10 206H11V205H10ZM250 206H251V205H250ZM245 207H247V206H245ZM163 208H164V207H163ZM248 208H249V206H248ZM252 208H253V207H252ZM9 210H10V209H9ZM12 210L15 211L14 209H12ZM12 210H11V211H12ZM16 210H17V209H16ZM165 210H166V209H165ZM197 210H198V209H197ZM229 210H230V209H229ZM239 210H240V209H239ZM13 211H12V212H13ZM227 211H228V210H227ZM227 211H226V212H227ZM231 211H232V210H231ZM233 211H234V210H233ZM16 212H17V211H16ZM16 212H15V213H16ZM202 212H203V211H202ZM13 213H14V212H13ZM232 213H233V212H232ZM237 213H239V212L237 211V212L234 213V214H236V216H238ZM11 214H12V213H11ZM152 214H153V213H152ZM201 214H202V213H201ZM239 214H240V213H239ZM14 216H15V214H14ZM20 216H21V215H20ZM20 216H19V217H20ZM232 218H233V217H232ZM239 218H240V217H239ZM138 219H139V218H138ZM148 219H149V218H148ZM205 219H206V218H205ZM240 219H241V218H240ZM242 219H243V218H242ZM243 221H244V220H243ZM142 223H143V222H142ZM181 223H182V221H181ZM145 225H146V224H145ZM141 226L143 227L142 224H141ZM1 228H3V227H1ZM149 228H150V227H149ZM149 228H148V229H149ZM196 229H198V228H196ZM149 230H150V229H149ZM151 230H152V229H151ZM188 230H190V229H188ZM5 231H6V230H5ZM5 231H0V232H1V233H2V232L5 233ZM243 231H245V230H243ZM248 232H249V231H248ZM4 233H2V234H0V235H1V236L4 235V236L6 237V239H7L8 235L6 236V234H4ZM144 233L146 234L145 231H144ZM169 233H170V232H169ZM147 235H148V234H147ZM4 236H3L1 239L5 238ZM164 236H165V235H164ZM166 236H167V235H166ZM204 236H205V235H204ZM255 236H256V234H255ZM257 236H258V235H257ZM257 236H256V238H257ZM206 237H207V236H206ZM165 238H166V237H165ZM207 238H208V237H207ZM243 238H244V237H243ZM260 238H261V237H260ZM260 238H259V239H260ZM6 239H5V241H8L10 238H8L7 240H6ZM238 239H239V238H238ZM261 239H262V238H261ZM170 240H171V239H170ZM245 240H246V239H245ZM262 240H263V239H262ZM1 242H2V240H1ZM255 246H257V245H255ZM201 247H202V246H201ZM249 247H250V246H249ZM251 248H253V247H251ZM259 248H260V247H259ZM260 249H261V248H260ZM263 249H264V248H263ZM251 250H253V249H251ZM253 251H254V250H253ZM254 252H256V251H254Z\"/></svg>","mask_w":264,"mask_h":264},{"label":"water","instance_id":"obj_3","mask_svg":"<svg viewBox=\"0 0 264 264\" xmlns=\"http://www.w3.org/2000/svg\"><path fill=\"white\" fill-rule=\"evenodd\" d=\"M91 0H87L83 5H81L63 24L59 26L56 33L60 31L73 17H75Z\"/></svg>","mask_w":264,"mask_h":264},{"label":"crops","instance_id":"obj_4","mask_svg":"<svg viewBox=\"0 0 264 264\" xmlns=\"http://www.w3.org/2000/svg\"><path fill=\"white\" fill-rule=\"evenodd\" d=\"M37 74V73H36ZM16 91H17V89H16Z\"/></svg>","mask_w":264,"mask_h":264}]
</instances>
